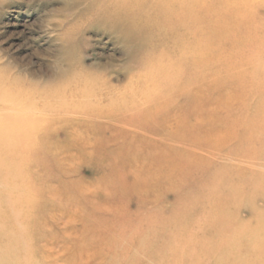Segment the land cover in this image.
<instances>
[{
	"label": "rangeland",
	"instance_id": "obj_1",
	"mask_svg": "<svg viewBox=\"0 0 264 264\" xmlns=\"http://www.w3.org/2000/svg\"><path fill=\"white\" fill-rule=\"evenodd\" d=\"M144 1L0 0V264L264 261V64L212 44L163 81Z\"/></svg>",
	"mask_w": 264,
	"mask_h": 264
},
{
	"label": "bare ground",
	"instance_id": "obj_2",
	"mask_svg": "<svg viewBox=\"0 0 264 264\" xmlns=\"http://www.w3.org/2000/svg\"><path fill=\"white\" fill-rule=\"evenodd\" d=\"M163 1H169L170 5L163 7ZM120 8L122 10H117L118 13L122 11L119 15L123 14L125 17L132 19L135 23L133 27H130L132 28L130 31H135L140 34L146 32L150 28H159L160 31H167V35L164 34L165 37L181 39L180 50H178L174 59L172 57L173 61H171L170 64L182 65L184 68L182 70H172V67L166 69L160 68L158 72L161 74L167 70L170 72V74L164 75L163 81L165 82L169 80L177 84L178 87L187 85L191 78L190 67H187V65L189 62L193 64L194 67L204 64L203 59L201 60L198 54L201 55L203 51H208L212 44H220L222 48L219 49V52L223 57L224 64H227V66L233 65L231 63V57L237 55H241L239 58L236 57V59H238V61L236 60L238 64L250 63L253 58L259 61L258 64H264V60L261 59L262 53H264V35L259 33L262 30L261 27H264V22L257 21L254 23L252 19L251 21L249 20L252 16L254 17L256 8L264 12V5H258L253 0H145L138 4H128L124 2V4L121 3ZM144 16H146L145 19L143 18ZM212 34H216L217 39H214L211 36ZM153 38L154 37L150 35L148 40L151 41ZM191 48L196 49L197 52ZM233 48L239 49L238 51L242 52L248 50L250 54L243 55L242 52L239 53ZM192 79L193 78H191V80ZM195 80H197V78ZM146 98L145 101L148 104L149 99L148 97ZM239 226L242 227L241 225ZM252 231L253 230H251V234L253 237L254 233H252ZM247 232L249 231L247 230ZM261 235L264 234L262 233ZM255 236L257 238V235ZM253 238V240L256 239L255 237ZM249 246H251V243ZM253 246H255V250H260L263 245H261V247L260 245ZM257 247H259V249ZM262 252H264V250H262ZM191 257L192 256H190V258ZM262 262L260 261V264H262ZM247 264L251 263L249 262Z\"/></svg>",
	"mask_w": 264,
	"mask_h": 264
}]
</instances>
